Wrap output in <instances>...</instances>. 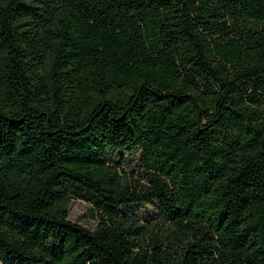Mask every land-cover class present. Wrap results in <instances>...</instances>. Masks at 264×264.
Instances as JSON below:
<instances>
[{
    "label": "trees",
    "instance_id": "obj_1",
    "mask_svg": "<svg viewBox=\"0 0 264 264\" xmlns=\"http://www.w3.org/2000/svg\"><path fill=\"white\" fill-rule=\"evenodd\" d=\"M0 264H264V0H0Z\"/></svg>",
    "mask_w": 264,
    "mask_h": 264
},
{
    "label": "rangeland",
    "instance_id": "obj_2",
    "mask_svg": "<svg viewBox=\"0 0 264 264\" xmlns=\"http://www.w3.org/2000/svg\"><path fill=\"white\" fill-rule=\"evenodd\" d=\"M123 156L128 158L125 154ZM128 159L130 160L131 167L136 169L137 152L130 154ZM119 211L140 222H149L155 218V206L152 203L124 206L120 207ZM67 219L86 229L91 230L94 227L89 206L83 202L73 201L70 203Z\"/></svg>",
    "mask_w": 264,
    "mask_h": 264
}]
</instances>
